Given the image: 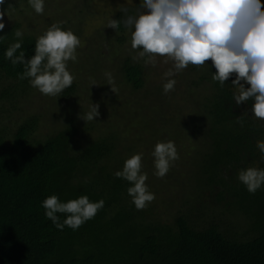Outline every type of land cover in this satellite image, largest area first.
<instances>
[{"label":"trees","instance_id":"1","mask_svg":"<svg viewBox=\"0 0 264 264\" xmlns=\"http://www.w3.org/2000/svg\"><path fill=\"white\" fill-rule=\"evenodd\" d=\"M9 2L5 0L0 11ZM123 8L134 14L132 7ZM124 16L119 8L112 18ZM48 27L33 35L13 21L0 31V264H264V185L253 194L238 179L241 169L255 166L254 160H260L255 167L264 168L256 147L264 140V121L252 115L251 100L235 103L231 84L235 74L221 86L212 79L211 61L206 62L208 75L202 78L209 80L211 90L199 113L204 125L192 123L196 145L187 175L197 189L195 195L206 190L213 205L184 200L163 220L148 206L137 210L127 192L131 184L115 176L125 160L116 155L113 130L76 144L75 111L68 105L58 113L66 124L44 138L35 135V113L4 121L19 109L20 99H26L31 88L28 78L18 77L24 66L12 65L5 51L18 41L15 32L20 30L21 50L25 59L31 58L37 38ZM125 30L122 23L114 30L116 43L123 41ZM118 68L124 85L133 90L143 87L141 63L125 57ZM74 91L73 82L60 97L66 99ZM145 92L150 100L152 89ZM241 115L243 127L236 122ZM92 126L84 123L86 129ZM50 195L61 202L86 195L92 202L105 203L78 229L60 230L42 207ZM58 215L62 223L66 214Z\"/></svg>","mask_w":264,"mask_h":264},{"label":"clouds","instance_id":"2","mask_svg":"<svg viewBox=\"0 0 264 264\" xmlns=\"http://www.w3.org/2000/svg\"><path fill=\"white\" fill-rule=\"evenodd\" d=\"M5 0H0L3 5ZM37 14L44 12V0H29ZM9 9L14 7L9 4ZM6 9L0 11V31ZM123 20L109 19L107 27L117 30L122 23L131 30V48L136 50L134 59H144L146 65L155 67L157 57H164V64L172 62V67L163 73L165 94L175 90L177 83L173 77L190 64L203 67L211 61L215 73L214 81L221 86L231 80L236 89L234 101L237 105L251 100V112L255 118L264 121V4L261 0H142L135 14H128ZM63 22L53 23L35 42V54L25 59L22 49L23 33L15 32L17 42L5 51V58L12 65H23L19 79L28 78L32 87L42 94L58 97L73 84L74 75L68 70V61L77 60V49L81 40L71 30H63ZM3 39V36H0ZM19 51V54L17 52ZM107 85L115 93L114 78L105 72ZM245 84L248 85L245 87ZM96 85L91 80V86ZM99 104H90L89 111L80 119L93 121L100 116ZM236 122L243 127V115ZM190 139V138H189ZM256 147L264 160V140H258ZM155 175L163 178L173 162L179 159L173 141L157 142L152 153ZM143 153L133 154L126 159L121 171L115 173L131 186L128 195L137 210H143L155 199L146 181L147 173L142 171ZM238 179L250 193H255L264 185V168L255 166L241 169ZM103 199L92 202L89 197L61 202L57 195L48 196L43 202L45 216L60 230L65 226L78 229L86 221L95 217L104 207ZM58 214H66L60 222Z\"/></svg>","mask_w":264,"mask_h":264},{"label":"rangeland","instance_id":"3","mask_svg":"<svg viewBox=\"0 0 264 264\" xmlns=\"http://www.w3.org/2000/svg\"><path fill=\"white\" fill-rule=\"evenodd\" d=\"M140 2L142 0H44V12L37 14L29 0H10L9 4L14 8L9 9L7 5L2 21L5 26L17 21L21 31L37 35L51 24L63 22L62 29L73 31L81 40V46L77 49V60H70L67 65L75 77L73 94L62 99L44 95L31 86L26 99H20L19 109L10 112L4 121L9 118L11 122L19 121L29 113H35L38 116L35 135L44 138L66 124L58 118V113L62 106L68 105L75 111L76 144L113 130L118 139V158L126 160L133 154L143 153L142 171L147 173L146 184L155 194V199L147 206L153 215L168 220L177 207L185 204L184 200H189L190 204L202 200L213 205L206 190L195 195L197 189L187 175L190 173L188 160L196 145L191 134L192 125H204L199 113L211 88L209 80L202 78L207 74L206 67L190 64L173 77L177 81L175 90L165 94L163 73L172 67V62L164 64L165 58L158 56L157 65L153 67L146 65L144 59H134L137 52L131 48L130 29L122 33L123 41L116 43L117 33L107 27L108 20L123 7H132L135 14ZM125 57L143 65L144 83L139 90L122 82L118 66ZM106 71L112 73L115 93L107 85ZM91 80L98 86H91ZM151 89L153 94L149 100L144 91L151 92ZM91 102L99 104L100 116L93 121H84L80 117L89 111ZM11 122L8 124L12 125ZM86 122H91L92 128H84ZM161 141H173L179 155L163 178L155 175L152 155L156 143ZM253 163L258 166L260 160Z\"/></svg>","mask_w":264,"mask_h":264}]
</instances>
